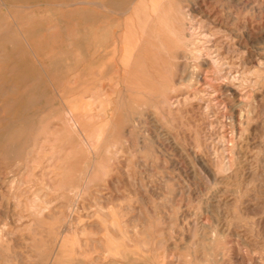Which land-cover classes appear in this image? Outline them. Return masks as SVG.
Returning <instances> with one entry per match:
<instances>
[{
	"label": "rangeland",
	"instance_id": "1",
	"mask_svg": "<svg viewBox=\"0 0 264 264\" xmlns=\"http://www.w3.org/2000/svg\"><path fill=\"white\" fill-rule=\"evenodd\" d=\"M263 7L0 0V264H264Z\"/></svg>",
	"mask_w": 264,
	"mask_h": 264
},
{
	"label": "bare ground",
	"instance_id": "2",
	"mask_svg": "<svg viewBox=\"0 0 264 264\" xmlns=\"http://www.w3.org/2000/svg\"><path fill=\"white\" fill-rule=\"evenodd\" d=\"M84 1H85V0H84ZM78 2H82V1H78ZM95 2H96V1H95ZM97 2H98V1H97ZM212 2H213V1H212ZM199 3H200V2H199ZM72 4H73V3H72ZM72 4H71V5H72ZM131 4H132V3H131ZM63 5H64V4H63ZM99 5H100V4H99ZM101 6H103V5H101ZM156 6H157V3H156L155 1H154V2L152 1V2H150L149 5H145L144 8L147 9V11H150L151 13H157V8H156ZM243 6H244V5H243ZM103 7H104V6H103ZM200 7H201V6H200ZM105 8H106V7H105ZM187 8H188V7H187ZM263 8H264V7H263ZM128 9H129V8H128ZM207 9H208V8H207ZM108 10H109V9H108ZM112 12H114V11H112ZM121 14H122V13H121ZM190 18H191V17H190ZM114 21H115V20H114ZM194 22H195V21H194ZM60 24H61V23H60ZM114 24H115V23H114ZM101 28H103V27H101ZM101 28H99V29H101ZM110 28H111V26H110ZM99 29H98V30H99ZM42 30H43V29H42ZM190 30H191V29H190ZM109 32H110V31H109ZM106 33H107V30H106ZM104 34H105V33H103V35H104ZM107 34H108V33H107ZM109 34H110V33H109ZM109 34H108V35H109ZM103 35H102V38H103ZM244 35H245V34H244ZM105 36H106V35H105ZM80 37H81V36H80ZM80 37H79V38H80ZM106 37H108V36H106ZM82 38H84V35L82 36ZM82 38H81V40H82ZM85 38H86V37H85ZM10 39H11V38H10ZM67 41H68V40H67ZM84 42H86V41H84ZM76 43H77V41H76ZM74 44H75V43H74ZM241 44H242V43H241ZM77 45L80 46V43L78 42V44H76V46H77ZM190 45H191V44H190ZM68 46H69V44H68ZM72 46H73V44H72ZM102 46H103V45H102ZM212 46H213V45H212ZM212 46H211V47H212ZM64 47H65V46H64ZM74 47H75V45H74ZM81 47H83V45H82ZM68 48H69V47H68ZM68 48H67V49H68ZM124 48H125V45H124ZM242 48H244V47H242ZM70 49H71V48H70ZM79 49H80V47H79ZM81 49H82V48H81ZM68 51H69V50H68ZM70 52H71V51H70ZM70 52H69V53H70ZM84 52H85V51H84ZM84 52H83V54H84V56H86L87 54L84 53ZM100 52H101V51H100ZM60 53H63V54H64V51H63V52H60ZM60 53H59V55H60ZM66 54H67V53H65V55H66ZM126 54H127V51H125V49H124V54H123L124 57H123V58H125ZM68 55H72V54H68ZM138 55H139V54H138ZM104 56H105V55H104ZM59 57H60L62 60H64V59H63V58H64L63 55H62L63 58L61 57V55H60ZM65 57H66V56H65ZM140 57H141V56H140ZM55 58H57V57H55ZM141 58H142V57H141ZM146 58H147V57H146ZM69 59H70V58H69ZM58 60H59V58H58ZM71 60H72V59H71ZM136 60H137V59H136ZM55 61H56V60H55ZM59 61H60V60H59ZM138 61H139V60H138ZM56 62H57V61H56ZM56 62H54V63H56ZM136 62H137V61H136ZM56 64H58V63H56ZM56 64H55V66H56ZM60 64H61V61L59 62L58 66H59ZM138 64H140V63H138ZM140 65H141V64H140ZM55 66H54V67H55ZM58 66H57V67H58ZM209 66H210V65H209ZM61 67H62V65H61ZM58 68H59V67H58ZM67 68H68V66H67ZM55 69H56V68H55ZM61 69L63 70L64 68H61ZM61 69L59 68V70H61ZM150 69H151V68H150ZM143 70H144V69H143ZM209 70H210V69H209ZM57 71H58V70H57ZM65 71H66V70H65ZM65 71H64V72H65ZM210 72H211V71H210ZM58 74H59V73H58ZM62 76H63V74H62ZM62 76H60V77L62 78ZM200 77H201V76H200ZM158 80H159V79H158ZM197 80H198V79H197ZM134 82H136V81H133V83H134ZM143 82H144V81H143ZM143 82H142V83H143ZM133 83H132V84H133ZM132 84L130 83V85H132ZM136 84H137V83H136ZM139 85H141V84H139ZM156 85H157V84H156ZM134 86H136L135 83H134ZM139 87H141V86H139ZM142 87H143V85H142ZM54 90H55V89H54ZM40 94H41V93H40ZM40 94H39V96L42 95V94H41V95H40ZM127 95H128V94H127ZM42 96H43V95H42ZM36 99H37V98H36ZM126 99H127V98H126ZM49 100H50V99H49ZM53 101H54V100H53ZM38 102H39V101H38ZM46 103H47V102H46ZM130 103H131V101H130ZM43 107H44V106H43ZM59 107H60V106H59ZM124 107H125V106H124ZM136 115H137V114H136ZM134 117H135V116H134ZM140 117H141V116H140ZM140 117L138 116V118H140ZM38 119H39V118H38ZM63 119H64V118H63ZM65 119H66V118H65ZM122 119H123V118H122ZM133 119H134V118H133ZM138 120H139V119H138ZM63 121H64V120H63ZM10 128H11V127H10ZM43 129H44V128H43ZM145 129H146V128H145ZM5 131H6V130H5ZM6 133H7V132H6ZM6 133H5V134H6ZM40 133H41V130H40ZM3 135H4V134H3ZM138 135H139V134H138ZM5 136H6V135H5ZM2 137H4V136H2ZM94 137H95V136H94ZM148 137H149V136H148ZM170 139H171V138H170ZM84 140H85V139H84ZM3 145H4V144H3ZM8 146H9V145H8ZM131 149H132V148H131ZM116 154H117V153H116ZM124 154H125V153H124ZM53 155H54V154H53ZM85 155H86V154H85ZM92 155H93V154H92ZM54 156H56V155H54ZM77 156H78V155H77ZM92 157H93V156H92ZM113 157H114V156H113ZM115 157H116V156H115ZM79 162H80V161H79ZM109 162H110V161H109ZM92 163H93V162H92ZM84 164H85V163H84ZM102 164H103V163H102ZM70 168H71V167H70ZM117 168H118V167H117ZM122 168H123V167H122ZM88 171H89V170H88ZM91 171H92V170H91ZM124 172H125V171H124ZM127 173H128V172H127ZM88 175H89V174H88ZM124 175H125V174H124ZM87 178H88V177H87ZM130 178H131V177H130ZM115 181H116V180H115ZM122 181H124V180H122ZM116 183H117V182H116ZM114 184H115V183H114ZM117 184H118V183H117ZM139 184H140V183H139ZM75 185H76V184H75ZM82 185H83V184H82ZM97 187H100V186H97ZM74 188H76V187H74ZM81 188H82V187H81ZM73 190H74V189H73ZM73 190H72V191H73ZM81 190H82V189H80V191H81ZM72 191H71V192H72ZM109 193H110V192H109ZM78 194H79V191H78ZM102 195H103V194H102ZM108 197H109V196H108ZM39 202H40V201H38V203H39ZM102 202H103V201H102ZM40 204H41V203H40ZM42 204H43V203H42ZM42 204H41V205H42ZM41 205H40V206H41ZM44 205H45V204H44ZM103 205H104V204H103ZM40 206H38V208H39ZM69 207H70V206H69ZM70 210H72V209H70ZM78 212H79V211H78ZM70 214H71V213H70ZM65 215H66V214H65ZM68 217H69V216H68ZM68 217H67V218H68ZM62 219H63V218H62ZM64 219H65V218H64ZM61 235H62V234H61ZM57 250H58V249H57ZM64 252H65V251H64ZM43 254H44V253H43ZM98 263H99V262H98Z\"/></svg>",
	"mask_w": 264,
	"mask_h": 264
}]
</instances>
